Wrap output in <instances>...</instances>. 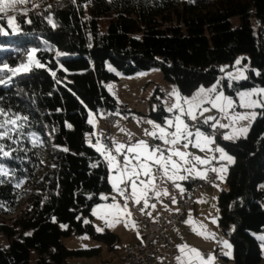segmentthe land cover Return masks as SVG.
<instances>
[{
  "label": "trees",
  "instance_id": "16d2710c",
  "mask_svg": "<svg viewBox=\"0 0 264 264\" xmlns=\"http://www.w3.org/2000/svg\"><path fill=\"white\" fill-rule=\"evenodd\" d=\"M234 17L239 19L235 28ZM15 23L18 33L8 27L7 18L0 19L8 33L0 35V66L28 64L35 48L46 68L33 66L7 87L0 84V107L28 117L18 122L25 126L13 134L17 143L2 141L5 150L14 151L11 158H0L9 170L0 177V232L9 240L8 248L0 245V264H29L31 250L37 264L100 255L102 248L68 249L63 238L72 235L87 234L112 249L119 243L116 234L83 222L91 219L100 194L111 192L103 158L86 143L93 132L91 112L121 111L106 88L118 79L107 63L124 75L158 68L166 82L190 95L200 86H212L222 65L245 54L248 79L223 80L222 89L235 97L238 91L264 87V0H40L27 15L16 13ZM48 68L56 71L59 83ZM156 94L163 96L159 88L153 97L159 102ZM168 115L161 100L150 114L160 122ZM201 127L209 130L206 124ZM32 133L42 146H33ZM215 138L234 158L218 196L219 227L224 233L232 228L233 264H259V243L252 233L264 232V189L259 188L264 117H257L247 138Z\"/></svg>",
  "mask_w": 264,
  "mask_h": 264
},
{
  "label": "snow or ice",
  "instance_id": "6c2138e0",
  "mask_svg": "<svg viewBox=\"0 0 264 264\" xmlns=\"http://www.w3.org/2000/svg\"><path fill=\"white\" fill-rule=\"evenodd\" d=\"M28 2L29 0H0V19L7 17L8 27L12 28L14 33L19 32V27L15 23V16H10L9 12H16V5L27 4ZM72 2L75 3V0H72ZM109 2H111V0H109ZM33 7H39V4L36 3ZM23 14L27 15V12ZM28 22L31 23L30 20ZM48 23L56 27L51 18H49ZM0 35H8L2 26H0ZM36 52L37 49L35 48L31 50L28 64H21L15 68L9 67L7 63L0 66V84L7 87L9 81H11L13 77L21 73L32 72L34 70L33 66L35 68H46V65L35 57ZM63 55L64 53L56 52L57 57ZM235 64L240 65L241 61L237 60ZM47 70L53 78L57 79V83H59L60 81L57 78L56 71L51 68ZM221 71H224V69L222 68ZM245 71L246 69L238 68L236 74L228 73V79L230 81L247 80L248 76L244 74ZM5 73H10L11 75L6 76ZM256 75H260V73L257 72ZM236 95L238 97V102L231 96L225 95L223 91H218L216 85L208 89L200 87L191 97L181 96L179 90L173 88L169 96L175 97V102L168 105L165 110L168 113L176 114L171 118H166L163 126L152 120L146 121L152 126L153 130L148 131L146 129L145 135L151 137L152 140L162 142L164 147L161 146V143L149 145L146 140H139L134 144H124L113 141V146L108 147L107 145H101V141L97 140L96 151L104 156L109 165V170L115 171L116 175L112 180V188L117 195L124 198V204L121 206L116 201V197L113 196L111 197L112 203L97 205L96 208L92 210V215L102 220L106 227H113L120 222H123L125 227H128V220L126 217L131 216L128 209L129 200H132L137 205L143 200V207L141 209L143 212L149 207V191L155 192L157 198L162 194L167 195L166 191L163 193L156 191V185L154 183L155 171H160L165 178L171 180L174 184H176V181H183L188 178L186 175H181V172L187 173L188 175L195 174V176L202 179L206 178V173L198 171L197 166L207 165L211 162V159L215 157L203 159L200 156H194L191 152L182 149H188L189 146H191L203 152L208 145L215 144V138L206 135L195 123L191 125L187 123L185 118L195 122L198 119L197 112L203 115L204 112L209 111V108L203 106L205 104L211 105V108L216 109L217 112L221 114V117H207L203 120V124H210L214 121L215 123H211L213 129H224L235 125L238 121L247 120L249 122L247 126H241L239 128L233 127V131L224 134L223 139L226 141H234L241 136L247 138L251 124L257 117H264V88L238 91ZM237 108L249 109L251 111L238 113L236 111ZM257 109L260 111H257ZM221 118H227L229 124L220 123ZM27 120V116H20L19 114L10 115L5 109L0 107V158H11L12 151L14 150H5L6 145L2 143V141L8 140L13 144L17 143V140L13 139V134L20 132L25 126L23 123L18 122ZM69 127H71V125H69ZM169 129H171V131H169ZM128 136L130 141L131 134L129 133ZM31 142L34 147L42 146L40 137L35 133L31 134ZM63 150L67 151V149ZM207 150L218 152L220 154V160H227L229 163L233 162V157L229 155L223 147L217 146L215 148H207ZM118 156L122 157V159H118ZM174 157L176 159H174ZM91 166L96 168L98 164L93 163ZM210 171L216 172L218 170L216 168H211ZM219 171L222 172L224 169H219ZM8 175L9 170L3 164H0V177H6ZM3 182V180H0V183ZM121 185L123 186L121 187ZM18 186L19 185H17V187ZM176 186L178 188L180 187L179 184H176ZM181 191H183V189H181ZM100 199L108 200L109 197L102 195ZM172 199L175 203V198L173 197ZM0 207H4V205L0 203ZM151 207L155 208V205L153 204ZM108 217H112V219ZM83 222L85 224L89 223L88 220H84ZM185 223L189 224L192 231L202 236V238H214V234L208 233L206 227L202 224L198 225L192 220L191 216H189ZM132 227L135 228L134 222ZM97 231L102 232L104 229L97 227ZM84 238L87 239V237ZM258 239L264 242V236H260ZM223 246L226 249L231 248V245L228 244L227 241L223 242ZM177 247L180 255L175 258L176 264H192L193 260L199 261V264H214V256H209L208 259L205 260L203 254L198 249L191 248L186 244ZM224 255L230 256L231 252H225ZM185 257H187V260Z\"/></svg>",
  "mask_w": 264,
  "mask_h": 264
},
{
  "label": "rangeland",
  "instance_id": "374dc122",
  "mask_svg": "<svg viewBox=\"0 0 264 264\" xmlns=\"http://www.w3.org/2000/svg\"><path fill=\"white\" fill-rule=\"evenodd\" d=\"M36 3H40V0H29L27 4H19L16 5V12H9L10 16H15L16 13H24L27 12L29 9L34 8L33 5ZM7 18V17H5ZM239 24V19L237 17L232 18V27L235 28ZM237 60L241 61L240 65H236L235 62ZM224 69L222 71L221 77L213 84L217 86L218 91H223L222 89V82L223 80H226L228 84H231L232 82H240V81H230L228 79V73H237V69H246L245 75L249 77L248 71L251 69L247 55L245 54H239L235 60L230 63V64H225L221 66V69ZM106 69L117 75L118 79L115 81H112L106 85L107 90L112 94L116 101L118 102V106L121 107L123 104H129L132 106V112L130 113L131 120L125 123L122 129L118 130L120 127V122L123 120L122 113L118 112L117 113V118L119 119V122L116 124V126L112 129V136L113 140L118 142V143H136L139 140H146L149 145H155L158 143L162 142L160 141H155L152 140L151 137H148L145 135V130L147 129L148 131H152V126L148 124L146 121L152 120L158 124H161L162 126L164 125V122H160L155 120L150 116L152 111L157 110V106L159 105V102L163 103L165 109L168 105H171L172 103L175 102V97L169 96V93L173 91V88L167 87V85H170L172 83H164L163 75L162 72L158 68H152L150 70H145V71H140L135 74L131 75H124L117 71L110 63L106 64ZM112 69V70H110ZM260 71L255 70V73ZM174 88L178 89L176 84H172ZM212 85V86H213ZM210 86V87H212ZM204 87V86H200ZM200 87H198L192 94L190 95H182L184 97H191ZM210 87H204L205 89H208ZM156 88H159L163 96L160 94H156L157 100L159 102L154 101L153 97L156 92ZM254 88H264V87H252L250 89H245L241 91H247L251 90ZM179 90V89H178ZM180 92V91H179ZM225 94V92H224ZM237 94V93H236ZM227 95V94H225ZM229 96V95H227ZM234 100L238 102V97L237 95L235 97H232ZM256 98V97H254ZM203 107L209 108V111L204 112L203 115H200L199 112H197L198 119L193 122L185 118L186 122L189 123L190 125L195 123L196 126L200 128L201 131H203L206 135L213 136L215 138V135L217 133V129H213L211 127V123H215L214 121L211 122L210 124H206L209 128V131H205L201 125L203 124V120L207 117H217L220 118L221 114L217 112L216 109L211 108V105L205 104ZM259 109H257L258 111ZM236 111L238 113H244L251 111L249 109H241L237 108ZM167 112V111H166ZM168 113V112H167ZM169 115L166 118H171L174 116L176 113H168ZM119 115H121L119 117ZM165 118V119H166ZM97 116L95 113H90L88 121L91 125H94L96 122ZM91 121V122H90ZM220 123L222 124H229V120L227 118H221ZM248 121H238L235 125L229 126L228 128L221 129L222 134L220 136L221 140L223 139V135L226 133H231L233 131V127L239 128L241 126H247ZM253 124V123H252ZM251 124V126H252ZM123 130V131H121ZM194 130V129H193ZM171 131V129H169ZM210 132V133H208ZM131 134V140L129 141V136L128 134ZM96 136V130L92 133H88L86 135V143L96 149V141L93 140V137ZM240 138H244L241 136ZM239 138V139H240ZM238 140V139H236ZM234 140V141H236ZM226 141V140H225ZM227 141H232V140H227ZM215 143H216V138H215ZM103 145V142H102ZM214 144L208 145L207 148H214ZM217 146L223 147L220 143H217ZM207 148L205 151H200L199 149L193 147L188 149H182L184 151L191 152L194 156H200L203 159H210L213 157L215 152L209 151L206 153ZM224 148V147H223ZM226 151V150H225ZM227 152V151H226ZM218 153V152H217ZM229 154V153H228ZM218 155H220L218 153ZM230 155V154H229ZM233 157V156H232ZM118 159H122V157H117ZM174 159H176L174 157ZM211 165L216 166V178L212 185L201 191V193L196 197V199L203 198L204 201L200 204L199 209H200V218L198 220H195V222L199 225L202 224L206 227L207 232L214 234V238H209L205 239L202 238V236L195 234L192 231V228H188V235L184 238V241H180L179 244L182 245H188L191 248L198 249L202 254L205 260L208 259L209 256H214L215 261L214 264H233L232 262V257H233V247L232 243L230 241V236L232 234V228H230L226 233L222 231V229L219 227L218 224V219H219V207H218V196L221 192L222 189H225V182H226V177L228 174V170L230 166L234 163V158L233 162L229 163L227 160H220L218 159L216 162H214L213 159H211ZM209 163V164H210ZM108 164V163H107ZM108 168V179H109V184L112 187V180L115 177L116 173L115 171H110L109 170V165L107 166ZM219 169H224V171H219ZM210 170V169H209ZM155 173V172H154ZM143 179V177H142ZM260 189H264V181L259 185ZM214 190V191H213ZM220 190V191H219ZM152 192V191H151ZM212 192V193H211ZM138 194H139V189H138ZM108 196V200H101L100 202L96 205L93 206L92 210L96 208L97 205H105V204H110L113 201L111 200V197L115 196L116 201L123 206L124 204V198L120 197L117 195L115 191L111 192H103L100 194V196ZM198 198V200H199ZM195 199V200H196ZM195 202V201H194ZM136 205V204H135ZM133 206V205H132ZM193 207V206H192ZM128 209L131 213L130 217H126L128 220V227H125L123 222L115 224L113 227H106L104 222L100 219H97L95 216L92 215V210H91V219H87L89 222L92 223V225L95 227L97 230V227L103 228L104 231L108 230L114 234H116L119 238V243L116 245L115 249H112L109 247L104 242H99L96 241L92 238H90L87 234H78V235H72L67 238H63V243L68 249L71 250H84V249H94V248H102L100 255L99 256H94L91 258L87 257H70L68 259V264H116L117 259L119 254L122 252L123 247L129 243L136 241L137 238V228H138V223L136 221L135 216L132 213V207L130 200L128 201ZM190 211V210H189ZM8 217L12 216H5L3 219H8ZM109 219H112V217H108ZM186 218V217H185ZM1 220V219H0ZM184 221V220H183ZM215 221V222H213ZM133 222L135 223V228L132 227ZM183 225V222L180 226H175L173 228H179ZM173 228L171 230H173ZM139 230V229H138ZM102 231V232H104ZM264 236V232H253L252 237H254L258 243H259V248L261 252V261L259 264H264V242L258 239V237ZM84 237H87L85 239ZM169 238L170 240H173V235L171 234V231L169 233ZM227 241L228 244L231 245L230 249H226L223 246V242ZM172 243V242H171ZM0 245L2 248H8L9 246V240L8 238L0 232ZM177 249L173 248L172 244V253H173V261L172 264H176V256L180 255L177 254ZM231 252L230 256L224 255L225 252ZM187 260V257H185ZM38 261V256L34 250H31L30 256H29V264H37ZM192 264H199V261L193 260Z\"/></svg>",
  "mask_w": 264,
  "mask_h": 264
},
{
  "label": "built area",
  "instance_id": "2783aa9c",
  "mask_svg": "<svg viewBox=\"0 0 264 264\" xmlns=\"http://www.w3.org/2000/svg\"><path fill=\"white\" fill-rule=\"evenodd\" d=\"M132 106L121 105L120 112L126 113V122L128 115L132 112ZM109 118H112V125L116 121V114L110 109L105 108ZM101 121V120H100ZM106 134L103 145L113 146V136L111 132ZM222 130L217 129L215 136H221ZM218 141L213 145L217 147ZM214 162L218 160V153H214ZM156 177L161 180V172L155 171ZM216 178V173L208 170L206 178L189 176L185 183L179 188L172 182L163 179V187L167 191V197L164 199L165 209L156 217L151 218L147 209L141 211L143 201L139 205L132 206V213L136 218L138 227L143 231L142 239L138 242V247L126 246L124 249V261L122 264H172L173 253L172 243L169 238L171 229L180 226L185 219L188 211L194 205L196 197L202 190L209 188ZM123 186V185H122ZM183 189V191H181ZM149 200L154 201L155 192L149 193ZM175 198V203L172 198Z\"/></svg>",
  "mask_w": 264,
  "mask_h": 264
},
{
  "label": "crops",
  "instance_id": "0c3cea01",
  "mask_svg": "<svg viewBox=\"0 0 264 264\" xmlns=\"http://www.w3.org/2000/svg\"><path fill=\"white\" fill-rule=\"evenodd\" d=\"M163 81H164V83L166 84V83H168V82H166L164 79H162ZM169 84V83H168ZM167 87H169V88H174L173 87V85L172 84H170V85H167ZM110 93V92H109ZM112 95V94H111ZM115 98V97H114ZM117 104H118V102H117ZM164 106V105H163ZM120 107L118 106V109H119ZM165 108V107H164ZM119 112V111H118ZM117 112V113H118ZM96 116H97V119H96V122H95V124L94 125H92L93 126V131H94V129L96 130V136H94L93 137V140H95V141H97V140H100L101 141V145H102V140H103V137H104V135L106 134V132L108 131V127L106 126V125H102V126H100L99 127V123H100V118H101V115L100 114H96ZM121 115H119V117H120ZM132 116V115H131ZM123 119V118H122ZM131 120V119H130ZM123 121V120H122ZM122 121L120 122V128L118 129V130H120V129H122L123 128V126L125 125V124H122ZM119 122V119L117 118V122L113 125V127L111 128V132H112V129L116 126V124ZM209 131V130H208ZM208 133H210V132H208ZM216 137V136H215ZM190 148H193V147H191L190 146ZM207 152H209V151H206V153ZM115 154V153H114ZM219 156V155H218ZM213 157H214V155H213ZM218 159H219V157H218ZM214 160V159H213ZM103 162L106 164V166H108V164H107V161L105 160V158H104V156H103ZM211 168H216V166H212L211 165V163L210 164H207V165H199V166H197V169H198V171H201V172H207L209 169H211ZM108 169V168H107ZM181 175H186L187 177H189V176H192V177H197V176H195V174H193V175H188L187 173H184V172H181L180 173ZM154 175H155V181H154V183H155V185H156V191H159V192H161V193H163V192H165L166 191V189L163 187V179H165V180H168V181H170V182H172L171 180H169V179H167V178H165L163 175H162V173H161V176H162V179L161 180H159L157 177H156V173H154ZM199 178V177H198ZM108 181H109V179H108ZM185 181H186V179L185 180H183V181H176V184H179L180 186H182L184 183H185ZM110 183V182H109ZM173 183V182H172ZM175 184V185H176ZM111 185V184H110ZM121 187H122V185H121ZM210 189V188H209ZM111 191H112V187H111ZM214 191V190H213ZM220 191V190H219ZM151 191H149V193H150ZM167 192V191H166ZM149 193H148V196H149ZM212 193V192H211ZM167 197V195H160V197L159 198H157L156 197V195H155V199H154V201H150L149 200V197H148V204H149V207L147 208V210H148V212H149V215H150V217L151 218H154V217H156L159 213H161L164 209H165V207H166V205H165V203H164V199ZM199 198V197H198ZM198 198L195 200V202H194V205H193V207L190 209V211H188V213H187V215H186V218L184 219V221H183V225L181 226V227H179V228H173V230H171V234L173 235V240H171V242H172V244H173V248H175V249H177L176 251H177V254H180V252H179V250H178V247L177 246H180V245H182V244H179V242L180 241H184V238L188 235V228H190V225L189 224H187V223H185V221L186 220H188V218H189V216H191V218H192V220L193 221H195V220H198L199 218H200V209H199V206H200V204L204 201L203 199H204V197L203 198H199V200H198ZM141 201H143V200H141ZM130 203H131V207H132V205H135L136 203H134L132 200H130ZM155 205V208H152L151 207V205ZM138 226V225H137ZM139 229V230H138ZM142 236H143V231L138 227L137 228V238H136V241H133V242H129V243H127L125 246H127V245H130V244H133V243H136V242H139L141 239H142ZM124 246V247H125ZM124 247H123V249H122V252L119 254V256H118V259H117V263L116 264H122L123 263V261H124V252H123V250H124Z\"/></svg>",
  "mask_w": 264,
  "mask_h": 264
},
{
  "label": "bare ground",
  "instance_id": "6f19581e",
  "mask_svg": "<svg viewBox=\"0 0 264 264\" xmlns=\"http://www.w3.org/2000/svg\"><path fill=\"white\" fill-rule=\"evenodd\" d=\"M123 105L130 106L129 104H123ZM99 113L101 115V118H100L101 121L99 123V127L102 126V125H106L108 127V131L107 132H109L110 127H113V125H112V118H109V114H108V112L105 111V108H100L99 109ZM120 113H122V116H123L122 124H125L126 123V113L125 112H120ZM130 119H131V115L129 114L128 115V121ZM116 121H117V114H116ZM107 132H106V134H107ZM106 134L104 135L102 141H104L106 139ZM101 157L103 158L102 155H101ZM127 246H129V247H138V242L133 243V244H130V245H127ZM125 247H124V249H125Z\"/></svg>",
  "mask_w": 264,
  "mask_h": 264
}]
</instances>
